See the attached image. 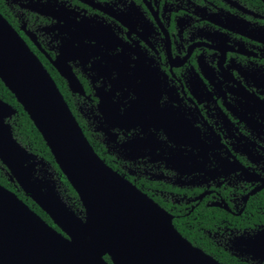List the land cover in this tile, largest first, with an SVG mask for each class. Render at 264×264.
Instances as JSON below:
<instances>
[{
	"label": "flooded vegetation",
	"instance_id": "1",
	"mask_svg": "<svg viewBox=\"0 0 264 264\" xmlns=\"http://www.w3.org/2000/svg\"><path fill=\"white\" fill-rule=\"evenodd\" d=\"M0 14L63 80L64 100L107 165L173 224L224 212L206 234L264 264L242 242L264 235L262 0H0ZM54 61L81 88L71 90ZM32 154L33 177L63 199L54 170Z\"/></svg>",
	"mask_w": 264,
	"mask_h": 264
},
{
	"label": "water",
	"instance_id": "2",
	"mask_svg": "<svg viewBox=\"0 0 264 264\" xmlns=\"http://www.w3.org/2000/svg\"><path fill=\"white\" fill-rule=\"evenodd\" d=\"M53 63L71 90L81 88L69 67ZM0 80L42 135L84 209L79 216L50 180L33 177L38 160L13 136L6 119L16 109L0 98V162L58 227L0 184V264H225L188 241L168 212L98 156L53 78L1 14ZM242 242L252 259H264V235Z\"/></svg>",
	"mask_w": 264,
	"mask_h": 264
},
{
	"label": "trees",
	"instance_id": "3",
	"mask_svg": "<svg viewBox=\"0 0 264 264\" xmlns=\"http://www.w3.org/2000/svg\"><path fill=\"white\" fill-rule=\"evenodd\" d=\"M48 71L56 82V85L59 88L60 92L64 95V97H66L68 92L63 80L54 69L48 68ZM0 98L16 109L15 114L7 120L11 125L12 133L15 139L28 151L36 154L38 157L43 158L50 165V167L54 170L56 177H58L59 179L60 191L63 199L66 201L67 205L75 211L76 214L83 217L84 209L77 193L72 188V186L67 181L66 177L63 175L60 168L56 164L50 149L48 148L40 132L33 124L32 120L29 118L27 112L1 80ZM93 148L95 149V147ZM0 184L13 190L46 222H48L54 228L58 229V227L52 222L49 216L36 203H34L30 198L26 197L23 194L22 190L19 188L16 182L9 180L6 174V168L1 162ZM225 215L226 214L224 212H220L219 210L205 209L195 214L194 217L189 216L188 221L185 223H182V221L174 222V226L194 246L201 248L207 254L211 255L221 263L252 264L250 262H246L237 257H234L233 255L225 251L221 246L214 243L203 229L210 226L213 221H220L225 217ZM104 258L108 262H110L109 255H104Z\"/></svg>",
	"mask_w": 264,
	"mask_h": 264
}]
</instances>
